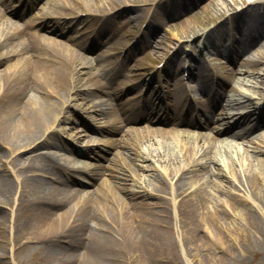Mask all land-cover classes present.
I'll use <instances>...</instances> for the list:
<instances>
[{
	"label": "bare ground",
	"instance_id": "6f19581e",
	"mask_svg": "<svg viewBox=\"0 0 264 264\" xmlns=\"http://www.w3.org/2000/svg\"><path fill=\"white\" fill-rule=\"evenodd\" d=\"M64 4L60 3L58 8ZM184 5L187 6L189 3L186 4L185 2ZM168 10L172 9L167 8L166 11ZM246 12L256 19L257 25L256 32L248 33V42L245 43V46H248L264 36V12L259 13L253 9H246ZM12 21L0 11V29L2 28L4 31V34L1 33V35H6V40L14 35H9L6 31V27ZM244 33L245 30L242 34ZM212 36V33L206 34L202 43L203 48H210L213 45ZM47 40L48 43L40 48L42 53L33 52V46H30L28 42L22 41L17 43L13 49L5 50L3 47L7 41L0 42V65L4 61V63H10L11 67L5 70L0 69V160L2 161L0 163V206L16 203V209L12 213L14 222L16 223V218L22 219L24 226L27 225L30 229H35L42 237L67 238V245L55 246L52 252L53 261L60 257H67L75 264H115L118 253L124 255L134 253L137 258L146 260L147 257L154 256V251L157 249L158 243L161 242V238H165L166 235L169 236L167 227H170L174 219L191 228L193 240H208L202 231L201 222L203 220L222 219L226 217L227 212L224 209L210 210V193L206 187L190 190L189 186L187 187L186 176L192 171L209 172L212 178L225 176L224 173L218 171V167L216 170L210 168L209 162L215 161L211 156L214 147L218 143H224L225 146L223 147H225L226 153H229L231 146L247 142L257 143L258 141L254 137L264 142L263 133L254 134L259 129V125L254 126L252 124L247 128L239 129L238 124L230 123L226 128L214 129V133L207 131L194 133L189 128L196 127L197 120L189 113L185 116L178 113L170 120L168 127L146 124L141 127L133 126L126 130V132L137 133V135L141 134L140 136L148 140L152 139L158 144L160 142L157 141V137H160L162 149L149 145L147 153L151 154L155 149V156L164 163L170 164L166 173L172 177L177 176V178L174 183H170L163 176L155 174L154 179L149 182V186L155 192L164 191L175 196L177 200L173 204L162 197H156L152 202L144 200V196L149 195V192L127 191L128 186L121 184H118V191L116 189L118 187L109 179L105 182L103 181L106 178L100 181L99 178L107 171L106 167H102L98 173L88 172L90 176L86 180L77 179L71 170H85L86 159L82 156H89L92 153V146H88L89 138H92L93 131H102L103 127L94 128L87 123L84 134L78 136L79 140L84 141L82 144L84 148L81 149L77 147L72 149L67 142L59 140L56 136V127L61 121L74 120L66 114L68 108L66 109L63 104L69 103L68 105H70V100L77 99L76 93L71 92L79 89L82 79L81 72L85 73L82 67H90L92 64L89 57L75 47V43L69 44L68 41H62L51 36L47 37L46 42ZM236 41L241 42V38L236 37ZM78 45L81 47L88 46L87 41L84 40L78 42ZM247 46L244 51H247ZM27 53L29 54L26 56ZM18 55L19 64L12 60ZM231 61L234 64L241 63L242 66H246V73H251L250 67L252 72L260 67V63L253 57H249L243 62L233 57ZM197 67L198 71L203 73L206 64L198 63ZM115 71L118 70L108 69L104 71V74L91 71L92 76L90 77L93 79L96 88L104 89L109 83H104L102 78L109 75V78L112 79L114 77L112 74L116 73ZM228 71L231 74L236 73V70L232 68ZM51 79L56 90L51 87ZM261 81L264 83V76ZM220 83L222 86L227 85L224 80H220ZM171 85L173 86V84ZM60 87L66 89V94L58 92ZM169 92L174 93L175 89H170ZM243 98H249V96L244 95ZM243 98L236 99V103H243ZM85 99L87 105L84 104V108L90 110L89 108L93 104L90 105L89 101L91 100L86 97ZM223 109H226V106ZM100 110L98 108L95 112L97 116L101 117L102 112ZM138 115L136 109L130 108L124 111L122 118L128 123H132L138 120V117L136 118ZM243 116L248 117V120L251 121L249 112H244ZM142 117L147 122L154 120V117L149 113H144ZM213 119V117L205 118L203 123L199 122L200 126L212 127L210 124ZM114 120L117 119L114 118ZM116 130L118 133H123L125 128L124 126L117 127ZM222 133L227 136L222 137ZM127 134L129 138L132 133ZM167 138L185 142V149L181 156L166 150L164 140ZM206 139H209L208 144L202 147L199 155V158H204L205 161H195L192 156L195 150L194 143L205 142ZM123 140L124 138L113 139L112 144L115 147L122 145L131 149V146ZM228 140L230 142H227ZM49 146L55 147L56 150L46 149ZM254 149L257 153H264V149H261L257 144H255ZM134 150L136 153L140 152L138 144L135 145ZM68 151L73 153L71 159L66 155ZM258 158L252 154L249 162L250 167ZM7 159L9 160L7 161ZM132 159L136 160L135 157ZM109 161L108 170H114L115 168L111 164L114 162L113 165H115L116 160L109 158ZM184 161H188L189 164H184ZM257 163L262 166L264 171V159L257 160ZM137 166L144 167L138 164ZM33 170H40L41 173L31 172ZM243 175L248 185V194L257 202V205L254 203L253 205L259 209H264V193L259 190V183L262 184L264 177L251 169L245 171ZM48 176L52 177L57 184H50L51 180ZM234 176L238 179L237 174ZM101 182L103 184L98 187L97 183ZM208 182L209 180H205L204 185ZM87 185H92V188L83 189V186ZM18 186L22 192L20 199L16 201L14 199L18 197L13 198V196L16 195ZM122 192H125L126 196ZM137 195H141L139 201L134 203L128 201L129 197L135 199ZM128 202L132 204L129 206ZM229 202L232 210L237 211L249 226L258 230L263 229L262 214L250 204L247 198L232 197ZM218 204L223 206L220 201ZM153 207L155 208L153 209ZM12 214L1 213L0 222L3 223L10 219ZM149 216L161 217L166 227L164 234L151 223L153 221ZM153 219L155 220V218ZM93 221H96L103 230L109 223L118 226L119 231L121 229L120 239L123 248H115L119 240L118 237L102 232L99 227L97 229H94L96 226L92 228ZM97 230L99 231L97 232ZM1 246L2 244H0V250L2 249ZM0 255H3L1 251ZM76 255L77 257L74 258ZM56 263L61 264L60 261H56Z\"/></svg>",
	"mask_w": 264,
	"mask_h": 264
},
{
	"label": "rangeland",
	"instance_id": "374dc122",
	"mask_svg": "<svg viewBox=\"0 0 264 264\" xmlns=\"http://www.w3.org/2000/svg\"><path fill=\"white\" fill-rule=\"evenodd\" d=\"M62 1L63 0H45L43 11L59 12L61 9V6L58 8L59 2ZM66 1L72 4H67L68 6H74L71 12L75 9H82L84 7L91 8L97 12L110 10V8H112V12H118L116 15L117 17L110 23V25L114 23L111 27L115 30L111 39V46L113 45V49L105 51L107 54L115 53L111 56L113 57L112 60L117 59L119 50L124 49L126 44L131 41L132 37H142L141 42H137L134 44V48H132L130 64L132 63L133 66L129 64L124 70L125 79L121 82V86L124 87L121 93L122 97L119 101H114V104L104 99L105 94L103 91L100 93H98L97 90L95 91V84L90 77L92 76L91 73L87 74L85 72L87 70H97L100 64L92 59V67H82L85 73L81 72L82 79L78 87L79 89H75L74 91L76 92H71L73 94L76 93L77 99L70 100V105H68L69 103L63 104L66 109L68 108L66 114L71 116L74 120L61 121L59 126L56 127L59 129L58 133L61 137L71 145H79L78 136L82 134V128L84 127L82 123L83 121L90 122L92 119L90 117L92 114L90 113L94 110L93 106H95L96 109L101 107L104 116L103 119H99V121L103 123V126L108 127L107 130H113V128L109 126L110 123L106 121L113 122L117 115V109L128 100L133 99L136 95L135 93L141 91L142 85H135L136 88L133 92L125 91L126 93H124V89L128 90L126 86L131 85L133 87L136 81H141L142 76L140 75L143 74V72H147L146 74L152 71L154 72V70L151 69H156L157 63L162 60L166 61L165 69L168 74L178 67V65L180 67L181 63H193L192 59L200 60L204 59V56L208 58L207 61L209 64L212 67H218L217 69L219 70L221 78L228 82L224 88L219 87L217 89V91H221L219 98L228 108V112H232L236 109L231 103L232 98L235 96L241 97L244 94L251 95L253 97L252 104H256L259 101V97L264 95V83L261 81L264 76V36L254 44L246 45L248 49L244 51L246 48L245 43L248 42V33L256 32L255 28L257 27L255 23L256 19L251 17L250 13L246 12V9H253V11H260V13H263L264 0H261V2L258 0V2L253 1L250 4L248 3L251 0H188L186 1V4L189 3L187 6L183 4L184 0ZM167 8L172 10L166 11ZM95 21L96 19L89 17L80 24L78 30L72 31L71 33L68 31L61 32V34H53V36L62 41H71L72 39H69L71 34L74 35L72 38L81 36L88 37L91 40L94 37L96 39L97 37L94 35L97 29ZM17 24L18 25H8L6 27L7 33L15 31L16 26L18 29H23L20 22ZM57 25L60 27L59 24ZM244 30L245 33L242 34ZM97 32V34H102L103 30L100 28ZM1 33L4 34L3 29L0 31V38H2ZM207 33L213 34V46L210 48H203L202 42H204ZM102 36L103 38L107 37L105 32ZM234 37L241 38V42L234 43ZM24 38L22 32L14 39L15 41H22ZM43 40V38L40 39L41 42H43ZM9 41L10 42L4 44V50L7 48L12 49L15 46L11 42L12 39H9ZM40 47L41 46L38 47L36 45L34 52H37ZM218 49L222 50L224 54H220ZM42 52V50H39L38 53ZM98 52L101 53L102 50L99 49L96 52L92 51L88 54L90 57H94L96 54L98 55ZM238 53L240 55H237ZM229 56L235 57L240 62H243V60L245 61L249 57H253L260 63V67L254 72H252L250 67L251 73H246L245 69H247V67L242 66L241 63L234 64L230 62L228 60ZM17 57H13V62L19 64V59ZM7 68H11L10 63H4L3 61L0 65V69L5 70ZM230 68L235 69L236 73H229L228 70ZM182 69L183 68L178 71L175 78L170 76L167 77L166 74V81L174 83L180 80L182 82ZM209 70L210 69H208V72ZM207 77L211 83V74L208 73ZM52 81L51 79V87L56 90L55 84H53ZM126 82H128V84L125 86ZM234 85L235 89H233ZM195 89V92H202L199 83L195 84ZM59 91L62 94H66L65 88L60 87L58 92ZM131 93L134 94L130 96ZM84 96L91 100L89 101L90 105L93 104V106L89 108L90 110L84 108L85 105H87L85 104L86 99ZM147 97L149 96L147 95ZM135 98L136 97H134V99ZM202 102L207 103V98H202ZM215 110H217L216 115H221L222 108L220 105H217ZM143 124L144 123L140 121L138 123H128L127 125L125 122H117L119 127L122 125L125 127V131H123V134L120 132L113 133L112 138H124L123 141L128 143L131 149L119 145L111 148L112 150L108 152L109 147L107 145L111 141L110 133H106V135L104 134L103 137L96 140L94 139L95 144H97L98 147L105 148L106 151L103 153L97 148V153H99L103 159H99L96 154H93L94 157L90 161L86 160L85 162L86 169L97 172L98 169L100 170V168L102 169V167L105 166L107 171L104 170L106 172L99 178L100 181L104 178L106 179H104L103 182L109 179L118 187L116 188L118 191V184L128 186L127 191H147L149 195L144 196V200L152 202L156 197H162L173 204V202L177 200L175 196L164 191L155 192L149 186V182L154 179L155 174L163 176L170 183H174L177 178V176L172 177L166 173V169L170 167V164L164 163L158 159V157L155 156V149L153 153H147L149 145L162 149L163 146L160 137H157V141L160 142L158 144L152 139L148 140L140 136L141 134L137 135V133L126 132V128L129 130V128L133 126L141 127ZM258 128L259 129L254 134H264V123ZM127 133H132L131 137L128 138ZM221 136L226 137L227 135L222 134ZM254 139L258 142H247L231 146V151L229 153H226L225 147H223L225 146L224 143H218L214 147L211 156L215 161L209 162L211 165L210 168L216 170V167H218V171L224 173L225 176L222 175L220 178H212L209 172L201 173L194 171L189 172L186 176L187 187L189 186L190 190L206 187L207 191L210 193V210L224 209L225 212H227L225 214L226 217L222 219L213 221L203 220L201 222L202 231L206 234L208 240H193L191 228L183 222L174 219L170 227H167L169 236L166 235L165 238H161V242L158 243L157 249L154 251V256L147 257L146 260H143L137 258L134 253L131 255L118 253L115 264H264V223L262 230L252 228L246 223L244 218H241L237 211L234 212L232 210L229 202L232 197H245L249 200L251 205H253V203L257 205V202L248 194V185L243 175L245 171L251 169L258 172L261 177H264L263 168L257 163V160L261 158L264 159V153H257L254 149L255 144L259 145L261 149H264V142H261L260 139L255 137ZM164 141L167 151H170L174 155L181 156L182 151L185 149L184 141H177L171 138H167ZM208 141L209 139H206L205 142L201 141L199 143H194L195 150L192 156L195 161H205L204 158L200 159L199 155L203 149L202 147L208 144ZM227 142L230 141L228 140ZM136 144L139 146L140 152L138 153L134 150ZM46 149L56 150V148L52 146L46 147ZM252 154L259 158L254 161L253 166L250 167L251 165L249 162L252 158ZM66 155L71 159L69 154ZM109 157L111 159L113 158L114 161L116 160L115 165H113L114 162L111 164L112 167L115 168L114 170H108L107 168V166L110 165L108 160ZM133 157H135L136 160H133ZM9 159H7V161ZM1 162L0 160V163ZM137 164L139 166L143 165L144 167H138ZM184 164L189 163L188 161H184ZM31 172L41 173L40 170H33ZM74 172L80 177L86 178L88 175L80 170ZM236 174L238 179L234 176ZM50 180V184H57L53 179ZM205 180H209V182L204 185ZM103 182L97 183L99 185L98 187H100ZM259 185V190L264 193V181H262V184L259 183ZM91 188L92 185L83 186L85 190ZM21 192L22 190L20 186H18L16 195L14 194L13 196V198H18L14 200L18 201L20 199ZM122 194L125 195L126 193L122 192ZM140 197L141 195H137L135 199L129 197L128 201L134 203L135 201H139L141 199ZM218 201L222 202L223 206H220ZM259 203L262 205L261 201H259ZM254 207L262 214L261 217L264 221V209H259L256 206ZM154 208L155 207H153V209ZM157 208L160 209V207ZM15 209L16 203L1 205L0 214L6 212L11 215L14 213ZM149 217L153 221L151 223L164 234L166 227L161 217ZM153 218H155V220ZM92 224V228H94V226H96L94 229L100 228V225L97 224L96 221H93ZM104 228V230L100 228L102 232L118 237L119 240L115 248L122 249L123 247H121L120 239L121 229L119 231L118 226L116 227L114 223H109ZM0 231H2V233H0V244H2V249L0 251L3 253L2 256L0 255V264H59L56 263V261H60L61 264H75L67 257H60L53 261L54 257L52 252L55 246L61 247V245H67V238L42 237L35 229H30L27 225L24 226V221L22 219L16 218L15 223L13 214L7 221L3 223L0 222ZM98 231L99 230H97V232ZM76 257L77 255L74 258Z\"/></svg>",
	"mask_w": 264,
	"mask_h": 264
}]
</instances>
